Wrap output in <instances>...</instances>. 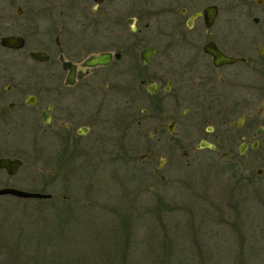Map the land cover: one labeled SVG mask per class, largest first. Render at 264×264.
I'll return each mask as SVG.
<instances>
[{
	"label": "flooded vegetation",
	"instance_id": "af4514ba",
	"mask_svg": "<svg viewBox=\"0 0 264 264\" xmlns=\"http://www.w3.org/2000/svg\"><path fill=\"white\" fill-rule=\"evenodd\" d=\"M229 2L0 0V158L20 160L0 172L24 164L7 144L14 129L39 130L43 177L92 161L100 133L133 128L138 141L149 127L147 166L154 146L185 144L183 157L192 145L236 168L263 140L264 0Z\"/></svg>",
	"mask_w": 264,
	"mask_h": 264
},
{
	"label": "rangeland",
	"instance_id": "374dc122",
	"mask_svg": "<svg viewBox=\"0 0 264 264\" xmlns=\"http://www.w3.org/2000/svg\"><path fill=\"white\" fill-rule=\"evenodd\" d=\"M246 1L234 10L245 11ZM229 3L221 0L223 11ZM115 131L95 136L92 161L80 158L77 172L57 178L40 173L39 130L11 131L7 144L26 155L13 177L0 172V188L52 199L0 196V264H264V134L236 168L192 145L183 157L185 144L173 153L154 146L151 167L141 159L151 127L138 141L133 128L124 137ZM66 196L87 204L54 206Z\"/></svg>",
	"mask_w": 264,
	"mask_h": 264
},
{
	"label": "water",
	"instance_id": "95a60500",
	"mask_svg": "<svg viewBox=\"0 0 264 264\" xmlns=\"http://www.w3.org/2000/svg\"><path fill=\"white\" fill-rule=\"evenodd\" d=\"M18 42L16 39L11 38V37H6L2 40V43L6 45H11L13 42ZM20 44V43H19ZM14 45V44H13ZM32 55L38 57L37 53H32ZM106 57L104 55H101L97 57L95 60H91L88 62L89 64H94V63H100L103 62ZM215 58H221L226 61H230V59L222 58L221 56H217L215 54ZM208 144V143H205ZM213 148V146H210ZM20 165V160L18 159H10V158H0V168H5L9 174H13L17 171L18 167ZM258 172H260L259 168H256ZM3 195H11L13 197L17 198H22V199H50L52 195L50 193H45V192H40V191H27V190H22L16 187H1L0 188V196Z\"/></svg>",
	"mask_w": 264,
	"mask_h": 264
},
{
	"label": "trees",
	"instance_id": "16d2710c",
	"mask_svg": "<svg viewBox=\"0 0 264 264\" xmlns=\"http://www.w3.org/2000/svg\"><path fill=\"white\" fill-rule=\"evenodd\" d=\"M124 160L126 161V163H128L129 162V160H126L125 158H124ZM51 199L52 198H50V199H43V200H39V202L40 203H46V202H50L51 201ZM57 202L58 203H55V204H57V205H54V206H56L57 208H59V206H61V205H78V204H80L81 206H83L84 207V205L85 204H87V203H85L84 201L82 202L81 200H79V199H77L76 197H63V198H61L60 200L58 199L57 200ZM117 203H119V202H117ZM85 208V207H84ZM66 212H68V211H66ZM65 215V220L64 221H67V217H68V214H64ZM72 259V258H71ZM63 262L64 261H59V263H57V264H63ZM67 262H71V260H68Z\"/></svg>",
	"mask_w": 264,
	"mask_h": 264
}]
</instances>
